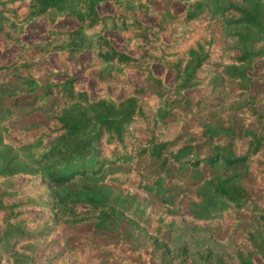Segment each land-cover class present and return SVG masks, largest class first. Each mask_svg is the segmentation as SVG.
Segmentation results:
<instances>
[{
    "label": "trees",
    "instance_id": "obj_1",
    "mask_svg": "<svg viewBox=\"0 0 264 264\" xmlns=\"http://www.w3.org/2000/svg\"><path fill=\"white\" fill-rule=\"evenodd\" d=\"M217 1L0 0V35L18 49L0 63V264H38L34 243L50 233L62 250L48 264H193L168 244L176 216L231 244L230 255L197 250L200 261L264 264V112L250 90L264 83V68L251 74L264 60V0ZM38 22L48 39L26 42ZM106 29L125 33L121 48ZM81 54L97 81L125 85L134 69L143 83L90 98L72 76ZM51 55L62 79L38 72ZM204 87L215 107L185 93ZM40 209L53 226L27 214Z\"/></svg>",
    "mask_w": 264,
    "mask_h": 264
},
{
    "label": "rangeland",
    "instance_id": "obj_2",
    "mask_svg": "<svg viewBox=\"0 0 264 264\" xmlns=\"http://www.w3.org/2000/svg\"><path fill=\"white\" fill-rule=\"evenodd\" d=\"M216 1V0H215ZM221 0H218L217 3H221ZM172 7L174 8L175 12L180 10V6L177 2H174ZM101 12H108L110 8L108 6H102L100 8ZM137 16L144 22H150L153 25L157 23V17L152 16L148 17L142 13H137ZM262 16L264 17V9L262 12ZM63 27L70 28L73 26L72 21H66L61 24ZM48 24L45 22H38L35 25L31 26L23 39L26 42L34 43L38 41H43L48 39L46 35V29ZM105 33L110 38L111 42L116 46L121 48V41L125 36V33L121 31H108L105 30ZM246 46L251 47L249 44ZM137 50H132L131 53H136ZM18 53V49L16 46L12 45L3 35H0V63L1 64H8L10 63L13 58ZM89 56L86 54H81L78 57L72 58V76L77 79V83L80 87H84L88 90L90 98H95L100 90H105L110 95H121L124 96L127 94L128 90L132 86H139L143 83L144 73L138 72L136 70H129L127 71V80L128 83L125 85L117 84V83H105L97 81L91 77V73L89 70ZM264 68V60L255 63L254 69L251 72L253 76H258L261 74ZM152 71L158 74H164L165 71L161 65H153ZM38 72H50L52 73L54 78L62 79V71L60 70V65L58 63L57 57L55 55L49 56L48 65L41 69H38ZM165 81L170 80V74H165ZM103 90V91H104ZM251 93L254 96L262 97V101L257 105L258 109L264 112V83L258 81H252L250 84ZM188 95L194 96L196 99L199 100L200 108H212L215 107L219 102L220 99L210 95L208 91V87L204 88H195L189 89L185 92ZM177 126H171L168 128L165 137L171 138L177 132ZM245 141H236L235 147L237 152L242 151V146L245 145ZM24 178H19L16 181V187H20L23 184ZM27 214L34 218L37 217H46L49 219V225L53 226V222L51 221L50 215L44 213L43 210H28ZM173 223L169 229V237H168V244L171 247L179 248V247H186L188 252L192 258L193 264H208L202 262L198 259L196 251H202L205 246H209L213 252L223 253L230 255L231 244L224 243L220 244L217 242H213L206 239V224L203 223H195L190 220L181 218V216H176L172 219ZM52 234L50 233L49 237H41L34 243L35 249V256L40 257L38 264H48L49 262V255L52 253H57L62 250L61 245L59 244H51L52 243ZM135 241L137 244H142L143 240L139 236L135 235ZM47 246V247H46ZM244 252L248 250L246 246L241 247ZM1 256V255H0ZM157 256V253L155 254ZM258 261V260H257ZM156 263L158 264H167L165 261H162L161 258H156ZM171 264V263H170Z\"/></svg>",
    "mask_w": 264,
    "mask_h": 264
}]
</instances>
